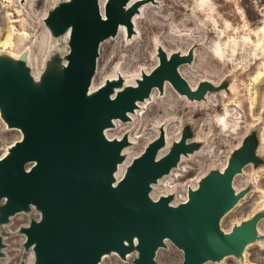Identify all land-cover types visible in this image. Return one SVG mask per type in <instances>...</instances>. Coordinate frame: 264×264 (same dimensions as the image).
<instances>
[{
    "label": "rangeland",
    "instance_id": "rangeland-1",
    "mask_svg": "<svg viewBox=\"0 0 264 264\" xmlns=\"http://www.w3.org/2000/svg\"><path fill=\"white\" fill-rule=\"evenodd\" d=\"M97 1L103 13L107 0ZM66 2L0 0V72L26 70L37 88L58 89L70 37L64 29L52 32L47 21ZM129 20V30L125 24L100 43L89 90L96 93L106 81L122 79L109 93L114 98L137 86L143 74L150 75L164 53L186 59L177 71L198 96L188 98L164 81L162 89L152 88L146 100L138 101L127 120L114 118L115 124L103 129L107 140H127L113 183L159 138L156 160L178 144L185 147L148 192L150 200L167 198L174 208L203 181L240 164L231 179L233 201L219 227L224 233L248 231L227 254L206 257L200 264H264V0H147L136 5ZM8 33L10 42L4 47ZM10 52L18 56L17 67L4 56ZM16 128L7 124L0 104V160L11 156L22 138ZM246 140L253 144L248 160L243 152ZM33 164L29 161L24 168ZM4 203L1 199L0 264H42L27 229L42 219L43 212L30 203L4 217ZM172 243L163 240L151 264H183V251ZM130 251L123 257L110 250L98 264H138L137 251Z\"/></svg>",
    "mask_w": 264,
    "mask_h": 264
},
{
    "label": "water",
    "instance_id": "water-1",
    "mask_svg": "<svg viewBox=\"0 0 264 264\" xmlns=\"http://www.w3.org/2000/svg\"><path fill=\"white\" fill-rule=\"evenodd\" d=\"M107 0L103 15L97 0H71L52 12L56 31L71 27L69 52L56 94L34 89L25 72L20 79L0 72V104L8 125L23 136L10 157L0 160L2 215L35 203L43 217L27 229L42 264H98L104 252L120 256L134 248L138 264H151L154 251L169 238L183 250V264H200L206 257H221L236 247L248 229L224 233L219 219L233 201L231 179L240 164L227 168L191 190L174 208L167 198L150 200V184L174 166L185 149L178 144L156 160L162 139L151 143L116 183L113 173L127 140H107L103 129L112 119L127 120L138 101L152 88L168 81L181 93L197 97L177 71L186 59L160 53L157 68L142 75L139 84L113 99L105 96L117 82L106 81L88 96L100 43L117 33L119 23L130 29L137 0ZM32 161L33 166L24 168ZM136 237V244L132 243ZM124 240L131 242L130 246Z\"/></svg>",
    "mask_w": 264,
    "mask_h": 264
},
{
    "label": "bare ground",
    "instance_id": "bare-ground-1",
    "mask_svg": "<svg viewBox=\"0 0 264 264\" xmlns=\"http://www.w3.org/2000/svg\"><path fill=\"white\" fill-rule=\"evenodd\" d=\"M137 0H134V1H132V0H130L129 1V3H127V5L126 6H124V10H127L128 8H129V6L132 4V3H134V2H136ZM71 2V0H67V2L66 3H70ZM58 9V8H57ZM56 9V10H57ZM102 15H103V13H102ZM50 20V19H49ZM49 20L47 21L48 22V26L51 28V30H52V32H55V33H57V32H59V31H56L55 29H54V27L52 26V24L49 22ZM125 24L124 23H119V25H118V31L119 30H121L122 28H123V26H124ZM125 27V26H124ZM68 31L69 32V37H70V35H71V27H70V25L69 26H67V27H65L64 28V31ZM63 32V31H62ZM66 33V32H65ZM128 33H130L129 31H128ZM53 34V33H52ZM58 34H60V33H58ZM63 34V33H62ZM61 34V35H62ZM67 35V34H66ZM10 36H11V34L10 33H8L7 34V36H6V39L4 40V42L2 43V45L5 47L10 41ZM68 37V36H67ZM70 41V40H69ZM68 45H69V42H68ZM8 46V45H7ZM70 48V47H69ZM26 54V53H25ZM17 55V54H16ZM15 55V53H13V52H10V53H7V54H4V56L6 57V59L8 60V62H9V64H10V66L11 67H17V63H18V56L17 57H15L16 56ZM68 55V54H67ZM181 57V56H180ZM67 59V58H66ZM18 60V61H17ZM67 61H68V59H67ZM27 64H28V61H27ZM67 64V63H66ZM29 65V64H28ZM25 67V66H24ZM27 67V66H26ZM65 67H66V65H65ZM65 67H64V69H65ZM5 69V68H4ZM12 69H14V68H11L10 70H8V73H9V75H10V77L11 78H13V79H17V80H19L20 79V77H19V74H16V73H14V71L12 70ZM17 71V70H16ZM25 73H26V75L29 77V80H30V86L32 87V88H34V89H41V88H37L36 86H37V81L36 80H34V79H31V77H30V75H29V73L26 71V70H23ZM63 74H64V70H63V73H62V76H61V80H60V84H61V81H62V78H63ZM149 75V74H148ZM142 79V76H141V78L137 81V85L139 84V82H140V80ZM109 81H113V82H117V84H119V86H120V83L122 82L123 83V80L121 79H117V78H114V79H112V80H109ZM166 82V81H165ZM106 83V82H105ZM171 84V83H170ZM172 85V84H171ZM104 86V85H103ZM60 87V86H59ZM59 87H58V89H59ZM58 89H56L55 91H51L52 93H54V94H56L57 93V91H58ZM113 89H114V87H113ZM113 89H112V91H113ZM41 90H43V89H41ZM189 90H190V92H194V90L193 89H191V88H189ZM43 91H46V90H43ZM96 92V91H95ZM119 93V92H118ZM93 94H95V93H92L90 90H89V92H88V96H91V95H93ZM111 94V93H110ZM110 94H107L106 96H105V98H107V99H113L111 96H109ZM184 94V96H186V97H188L189 98V96L186 94V93H183ZM151 95V94H150ZM149 95V96H150ZM144 100H146V99H144ZM142 102V101H141ZM138 105H139V102H137L136 103V107L133 109V111L132 112H130L129 114H131V113H133V112H135L136 111V108L138 107ZM129 114H128V116H129ZM116 120H117V118H116ZM115 119H112V124L114 125L115 124V121H116ZM14 129V128H13ZM17 129V128H16ZM105 130H107V128L106 129H104V131ZM103 131V132H104ZM21 132V131H20ZM105 133V132H104ZM103 133V134H104ZM104 136H105V134H104ZM123 150V149H122ZM156 159V158H155ZM115 176H116V174H115V171H114V173H113V178H115ZM115 181V180H114ZM187 199V198H186ZM32 204H34L35 205V203H32ZM169 205V204H168ZM170 206V205H169ZM17 212V211H16ZM169 238H165L164 239V241L165 240H168ZM124 242V244L126 245V246H130L132 243H134V244H136V237H134L133 238V240H132V243L131 242H129V241H127V240H124L123 241ZM172 242V241H171ZM173 244V243H172ZM175 245V244H174ZM178 247V246H177ZM1 248V247H0ZM134 249V248H133ZM135 250V249H134ZM182 250V249H181ZM112 251H114V250H112ZM183 251V250H182ZM129 252V251H128ZM128 252H125V254H124V256H128L129 255V253ZM130 252H132V251H130ZM110 253V252H109ZM105 254H107V252H104V253H102L101 254V256H100V260H102L103 258H105ZM115 254H118V253H115ZM119 256V255H118ZM123 256V257H124ZM224 256V255H223Z\"/></svg>",
    "mask_w": 264,
    "mask_h": 264
},
{
    "label": "trees",
    "instance_id": "trees-1",
    "mask_svg": "<svg viewBox=\"0 0 264 264\" xmlns=\"http://www.w3.org/2000/svg\"><path fill=\"white\" fill-rule=\"evenodd\" d=\"M252 148H253V144L250 143L249 140H246L245 141V147L243 148V152L246 153L244 159H246V160L251 159Z\"/></svg>",
    "mask_w": 264,
    "mask_h": 264
}]
</instances>
